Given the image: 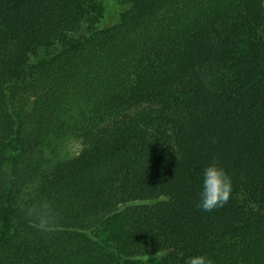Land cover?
<instances>
[{"label": "trees", "instance_id": "obj_1", "mask_svg": "<svg viewBox=\"0 0 264 264\" xmlns=\"http://www.w3.org/2000/svg\"><path fill=\"white\" fill-rule=\"evenodd\" d=\"M127 4L0 0V264H264V0Z\"/></svg>", "mask_w": 264, "mask_h": 264}, {"label": "clouds", "instance_id": "obj_2", "mask_svg": "<svg viewBox=\"0 0 264 264\" xmlns=\"http://www.w3.org/2000/svg\"><path fill=\"white\" fill-rule=\"evenodd\" d=\"M232 192L231 176L224 168L213 161L203 168L201 176V192L197 207L205 212H212L228 203ZM44 228L54 231L44 224ZM185 264H212V261L204 255H192L187 258Z\"/></svg>", "mask_w": 264, "mask_h": 264}, {"label": "rangeland", "instance_id": "obj_3", "mask_svg": "<svg viewBox=\"0 0 264 264\" xmlns=\"http://www.w3.org/2000/svg\"><path fill=\"white\" fill-rule=\"evenodd\" d=\"M109 8L107 21L109 23H115L118 21V14L126 12L130 9V6L127 4V0H102ZM45 57L44 51L39 53V59H43ZM82 151V147L80 144L70 141L64 145L63 148V156L65 158L71 159L76 157ZM239 201H244L246 197L244 195H239L236 197ZM99 241L106 246L109 245V242L106 238H100ZM160 258H149L143 259L139 263L140 264H156L159 262ZM138 262V261H135Z\"/></svg>", "mask_w": 264, "mask_h": 264}]
</instances>
